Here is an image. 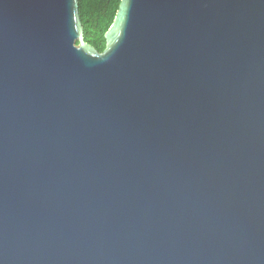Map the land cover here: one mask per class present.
Here are the masks:
<instances>
[{
	"label": "water",
	"instance_id": "95a60500",
	"mask_svg": "<svg viewBox=\"0 0 264 264\" xmlns=\"http://www.w3.org/2000/svg\"><path fill=\"white\" fill-rule=\"evenodd\" d=\"M0 0V264H264V0Z\"/></svg>",
	"mask_w": 264,
	"mask_h": 264
},
{
	"label": "trees",
	"instance_id": "16d2710c",
	"mask_svg": "<svg viewBox=\"0 0 264 264\" xmlns=\"http://www.w3.org/2000/svg\"><path fill=\"white\" fill-rule=\"evenodd\" d=\"M122 0H79L85 40L99 52L107 47L106 34L112 27Z\"/></svg>",
	"mask_w": 264,
	"mask_h": 264
}]
</instances>
